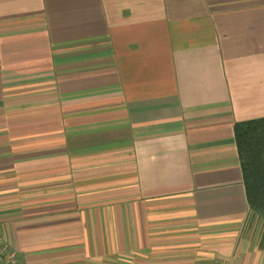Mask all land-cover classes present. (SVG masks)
I'll use <instances>...</instances> for the list:
<instances>
[{
	"label": "crops",
	"instance_id": "0c3cea01",
	"mask_svg": "<svg viewBox=\"0 0 264 264\" xmlns=\"http://www.w3.org/2000/svg\"><path fill=\"white\" fill-rule=\"evenodd\" d=\"M259 117L264 0H0L15 264H264L233 136Z\"/></svg>",
	"mask_w": 264,
	"mask_h": 264
},
{
	"label": "trees",
	"instance_id": "16d2710c",
	"mask_svg": "<svg viewBox=\"0 0 264 264\" xmlns=\"http://www.w3.org/2000/svg\"><path fill=\"white\" fill-rule=\"evenodd\" d=\"M233 136L249 210L264 227V117L236 122Z\"/></svg>",
	"mask_w": 264,
	"mask_h": 264
},
{
	"label": "built area",
	"instance_id": "2783aa9c",
	"mask_svg": "<svg viewBox=\"0 0 264 264\" xmlns=\"http://www.w3.org/2000/svg\"><path fill=\"white\" fill-rule=\"evenodd\" d=\"M16 251L12 245L0 235V264H15Z\"/></svg>",
	"mask_w": 264,
	"mask_h": 264
},
{
	"label": "rangeland",
	"instance_id": "374dc122",
	"mask_svg": "<svg viewBox=\"0 0 264 264\" xmlns=\"http://www.w3.org/2000/svg\"><path fill=\"white\" fill-rule=\"evenodd\" d=\"M253 217H254L253 220H255V222L252 221V224H253V222H254V225L252 226V224H251V227H250V228L255 227V223H257V219L255 218V216H253Z\"/></svg>",
	"mask_w": 264,
	"mask_h": 264
}]
</instances>
